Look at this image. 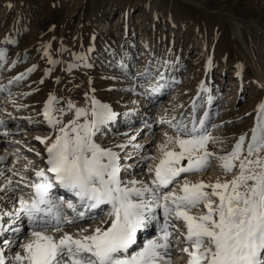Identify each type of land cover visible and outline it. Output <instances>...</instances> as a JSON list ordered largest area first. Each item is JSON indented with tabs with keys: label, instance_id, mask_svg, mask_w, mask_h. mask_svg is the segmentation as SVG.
<instances>
[{
	"label": "snow or ice",
	"instance_id": "6c2138e0",
	"mask_svg": "<svg viewBox=\"0 0 264 264\" xmlns=\"http://www.w3.org/2000/svg\"><path fill=\"white\" fill-rule=\"evenodd\" d=\"M3 56L0 51V59ZM22 78L23 74L17 77ZM89 102L90 107H78L68 100L66 107L56 108L59 101L50 94L42 115L43 123L55 130L54 139L35 137L45 144L47 154V168L35 171L40 182L29 183L21 176L14 186L11 178H5L0 191L15 193L20 183L34 189L28 198L18 197L20 207L14 222L27 217L31 232L7 264H171L174 248L186 254L185 264H264V102L257 106L250 138L248 133L240 135L232 150L223 155L209 150V144L221 140L211 135L204 119L193 118L190 127L183 119L175 123L162 120L175 135L165 133L164 142L157 146L158 157H144L145 161H158L148 166L151 179L147 182L121 179L119 153L94 139L117 113L94 97ZM68 113L73 118L65 123L63 117ZM213 158L222 162L220 167L226 173L238 163V173L224 182L217 178L214 183L187 179L180 183L182 174L207 170ZM56 185L74 192L81 207L110 206L107 218L91 230L65 231L63 226L76 220L65 219L61 212L64 201L51 197L49 190ZM170 186L174 187L168 190ZM66 206L74 211L77 207L71 202ZM157 210L163 218L160 234L130 252L138 232L159 222ZM4 215L13 216L0 208V220ZM84 216L77 212V217ZM4 231L21 233L23 228H5L0 223V233ZM14 243L4 241V247ZM0 264H6L3 248Z\"/></svg>",
	"mask_w": 264,
	"mask_h": 264
},
{
	"label": "rangeland",
	"instance_id": "374dc122",
	"mask_svg": "<svg viewBox=\"0 0 264 264\" xmlns=\"http://www.w3.org/2000/svg\"><path fill=\"white\" fill-rule=\"evenodd\" d=\"M226 14L238 23L243 21L240 28L249 54L243 51ZM247 20L264 27V0H0V51L4 53L0 88H6L1 95L23 106L24 111L37 108L44 94L54 90L61 72L62 45L66 44L74 65L91 77L96 91L101 87L109 91L105 98L119 97L129 105L136 93L125 97V91L110 86L123 83L120 77H133L140 92L149 93L155 76L164 70L173 81L160 94L164 96L155 109L163 104L171 114L180 111L187 116L188 96L193 97L196 85L203 86L195 100L198 104L193 118L197 121L205 109L208 93V100H213L207 104L213 112L208 122L221 121L208 131L224 139L211 146L225 149L240 131L248 133L252 111L264 102L263 88L255 82L256 76H251L245 58L258 55L262 40L253 24L247 33ZM202 45L208 50L200 51ZM207 52L214 56L209 74L202 70ZM236 59L244 69L239 78L235 76ZM126 67L130 68L127 76ZM139 72L146 73L140 78ZM21 74L23 78L17 79ZM143 94L139 95L140 104ZM169 99L172 104L165 105ZM178 102L186 103L184 109L179 110ZM110 127L97 133L95 139L102 138Z\"/></svg>",
	"mask_w": 264,
	"mask_h": 264
},
{
	"label": "bare ground",
	"instance_id": "6f19581e",
	"mask_svg": "<svg viewBox=\"0 0 264 264\" xmlns=\"http://www.w3.org/2000/svg\"><path fill=\"white\" fill-rule=\"evenodd\" d=\"M187 1L191 2V0ZM196 4L197 6L200 5L198 2ZM226 18L228 21L232 22L233 32L236 33L237 38L239 39L242 45L243 51L249 54L251 50L246 46L240 28L241 25H243L241 24L242 20H239L238 23V21H235L237 19H235L234 16L229 14H226ZM247 22V24H244L247 33L250 30L249 25L253 24L251 26H253L254 32L258 34L259 38H261L262 40V42L257 48L258 55L250 56L252 55L250 54L245 58L247 59V62L250 63V66H248V68L250 69L251 76H256V79L258 81L255 80V82L260 84V86L263 88V97L264 73L262 70H264V57L261 56V54L263 53L264 48V27L258 25L257 23H254L253 21L247 20ZM205 48L202 45L200 51H203ZM206 55L207 56L205 57L202 63V70H204L206 74H209L214 56L208 55V52L206 53ZM234 63L235 68L237 69H235L237 71L235 76L239 78V73H241V71L244 69L237 62V59ZM260 63L262 64V66L259 65ZM69 66H72L71 70H69ZM129 69V67H126V69L124 70L126 76L129 74ZM145 73L146 72H139L140 75H138L141 78ZM166 73L167 72L163 70L162 72L157 74L155 76L156 80L153 81V83L155 82L154 86L149 88V90L151 89L149 93L144 94L143 92H140L139 87H137V81L135 80L136 78L132 77L128 79V77H120V81H122L123 83H117L114 86H110V88L112 87L116 91H119V89L125 91V97H127V94L130 95L132 93H136V96L133 100H131L130 97L129 101L131 102L128 105V101L120 100L119 97L116 99H111L109 97L105 98L109 94V91L103 90L102 87L98 91H96V86L93 85V80L91 79V77L82 72L81 70L77 69V67L74 65L69 48L66 46V44H63L61 56V72L57 76V80L55 82L56 85H54L55 87L52 92V94L55 95L57 97V100L59 101V103L55 104V107H66V102L68 100H71L78 107H90V97H94L97 101L102 104L109 105L111 109L115 113H117V117L114 121H111L107 125L102 126L101 130L110 127L109 125H113V128L110 127L106 133L104 131V134H102V138L94 139L102 147L112 148L114 151L119 153L121 165L120 175L122 180H143L147 182L151 179V174L148 173V166L153 165L158 161H154L151 159L145 161L144 157H158L159 152L157 146L164 142L165 133H168L172 136L175 135V132L169 126V124L161 123V121L171 120L173 121V123H175L183 119L184 122L188 123L190 127V121L193 119L194 111L197 110L198 102L196 103L195 100L197 99L196 97L198 96L199 91L202 90V87L200 88L198 85H196L194 89L195 94L193 95L194 99L192 96H188L186 106H188L190 112L188 111L189 114L187 112V116L181 114L180 111L176 112L175 114H171L167 111L168 107H165L163 104L157 109H155L159 98L164 96H161L160 94L162 92L164 94L165 92L163 90L169 88V83L173 81V79L170 78V76L166 75ZM134 80L136 81L135 83ZM199 82L202 84L201 79H199ZM97 86H99V84ZM157 88L159 90L154 91V89ZM101 91L103 92L102 94H100ZM3 93H6V88L4 87L0 88V121L4 122L2 125H0V157H6V159L0 160V170H3L4 172V175L0 176V188H3V186L5 185L6 177L11 178L14 186L16 185V182L20 180L21 176L25 177L29 183L40 182V178L35 176V171L42 168H47V154L45 152V144L35 139V137H51L54 139L55 136V130L52 129L46 123H43V108L45 102L48 100L49 94H44L43 100L39 101L40 104H38L37 108L35 107V109L31 108L29 111H24L23 106L18 105L17 103L14 104V101L9 102V99H6L4 96L1 95ZM85 93L88 94V97L85 96ZM141 94H143V96L142 103L140 104L138 102V99L139 95ZM207 100L208 93L206 95L205 101L203 102V106L205 107V109L201 111L197 121L204 119L205 127L207 128V130H211L215 128V124H220L221 121L217 120L215 123L209 124L208 119L209 116L213 115V112L209 111L210 105L207 104L211 103L213 100L211 99L210 102L209 100L207 102ZM171 101L172 99H169L168 101L165 100L164 104H172ZM144 102L145 104H143ZM178 104H180L179 110H182L184 109L183 105L186 103L178 102ZM193 105H195V108L193 107ZM256 110L257 107L252 111V117L254 118L252 120L253 122L250 124V128H248L249 138L251 136V129L255 125ZM31 112H33V114H31ZM125 113H127L128 115H125ZM206 113L207 116H205ZM124 116L126 119H124L125 122L122 124L128 126L121 128V120ZM29 117L32 119V123L29 122ZM72 118L73 113H68L63 117L65 123ZM81 121H83V117L81 118ZM131 122H136V124L131 126ZM213 133L211 134L212 136L219 137L221 142L224 141V139H222L223 137L219 136L216 133ZM243 133L244 130L240 131L238 133V137H235L236 140L232 141L230 143V146L225 149H220L219 147H216L217 145L213 147L211 146L212 144H209L208 148L210 151L216 152L220 155L226 154L232 150L233 145ZM109 135L112 137H107ZM48 142L50 143V140ZM221 142L217 144H221ZM247 142L248 140L246 139L245 146L247 145ZM117 145H124V147L119 148L116 147ZM29 149H31V151ZM37 152L41 153V155L37 156ZM221 163L222 162L218 159L213 158L211 160V165L207 170L200 171L194 174H182L180 178V183H183V180L185 179L193 182L204 180L207 183H214L217 178H219L221 182H224L225 180H231L232 177L236 175L239 171L238 163L236 168L230 173H226L222 169V167H220ZM9 169H11L12 171H9ZM47 175L49 177L53 176L52 173H47ZM172 187L174 186H170L168 190H171ZM63 189L64 188L60 187L59 185H56L52 189H50L49 192L51 197L56 199H62L64 201V206L61 208V212L64 218L67 220H76L75 224L64 225L63 227L65 231L70 233H77L82 228H88L91 230L93 227L100 225L101 221L107 218V213L110 210V206L101 205L99 208L89 210L85 207L80 206L79 198H77L74 192L66 190V192L68 193V198H63L61 195ZM30 194H34V189H31L30 187L26 186L25 183H20L15 193L0 191V208L3 209L4 213L13 214V216L4 215L2 220H0V223H3L5 228H8L9 226L13 228L22 226L23 228V231L21 233H15L13 231H4L3 233H0V248H3L6 264L11 259V257L14 256L15 252L20 251L18 245L28 239V236L31 232L27 217L21 216L20 220L14 222V214L16 213V210L20 207L18 197L20 195H24L25 198H28ZM77 201H79L78 206ZM67 202H71L76 205V210L74 211L73 209L67 208ZM77 212H84L85 216L83 218H79L77 217ZM157 215L160 217L159 222H153L148 227L138 232L137 242L133 246V248L130 249V252L139 250V248L142 247L143 244L147 242V240L154 239L160 234L159 225L163 223V218L162 215H160L159 210H157ZM103 226L106 227L107 225ZM177 227L183 228V225L178 224ZM4 241H15L16 243L11 244L10 247H4ZM183 246L184 245L181 244L179 247L182 248ZM186 259V254H183L182 252H177L175 248L173 249L171 255V264H185Z\"/></svg>",
	"mask_w": 264,
	"mask_h": 264
}]
</instances>
